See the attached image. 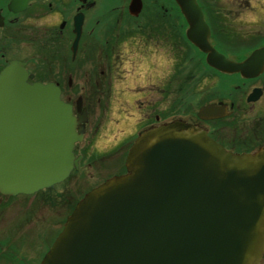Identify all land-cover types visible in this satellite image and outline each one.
Masks as SVG:
<instances>
[{
    "label": "water",
    "instance_id": "obj_1",
    "mask_svg": "<svg viewBox=\"0 0 264 264\" xmlns=\"http://www.w3.org/2000/svg\"><path fill=\"white\" fill-rule=\"evenodd\" d=\"M188 40L210 66L247 78L264 68V47L242 62L219 53L197 0H176ZM141 0H132L138 15ZM25 64L0 72V192L33 194L65 180L81 118L52 82L30 83ZM255 97L250 96L249 100ZM209 104L201 114L227 115ZM202 116V115H201ZM127 173L87 193L41 264H260L264 254V149L226 150L183 120L139 134Z\"/></svg>",
    "mask_w": 264,
    "mask_h": 264
},
{
    "label": "flooded vegetation",
    "instance_id": "obj_2",
    "mask_svg": "<svg viewBox=\"0 0 264 264\" xmlns=\"http://www.w3.org/2000/svg\"><path fill=\"white\" fill-rule=\"evenodd\" d=\"M205 1L208 3V0ZM214 1L226 2V5L231 7H234L236 3L235 0ZM243 1L247 2L246 6H248L251 0ZM130 2L131 0H129L125 11H123L124 8L118 9L116 5L118 4L117 0H0V70L9 61H25L29 72L35 75L34 80L43 81L41 74L44 73L48 75L49 80L47 81L56 82L61 89L62 97L74 106L76 114L81 115L82 122L79 127H84L87 133L90 112L83 96L73 95L78 98L72 100L70 98L71 96L66 94V91L70 93L74 88L72 82L75 81L76 78H79L81 80L83 79V81L87 80V82L84 81V90L96 87V90L103 88L102 91L104 92L105 87L108 86L107 91L110 93L109 85H111L112 82H105V85H101V75L97 76L99 68L96 65L102 63V61H100V54L103 53V51L105 52V56H107L105 59L109 60V71H111L110 76H112L113 73L115 74L114 66L117 61L128 60L122 49L127 47L126 40L132 37L135 38H132L130 41L140 42L145 47L144 53L146 52V55L147 51H149L148 46L150 40L153 41L155 35L157 37L159 34L164 36L162 37L164 41H161V37H159L156 44L173 42V45L179 48L180 45L184 47L185 44L182 40L186 36H184V38L181 36L180 24L182 20L180 11L174 1V9L171 10L172 7H166L164 5V0H152V9H157L152 10V17L150 19L147 15L143 14V12L148 11V0H142L143 10L138 17H132L130 15ZM199 4L204 10L205 18L211 28L212 44L219 52L226 54L235 61H241L253 50L264 46V35H261V29H256L253 33H256L254 40H257V46H254L246 56H230L227 49L234 46L230 45L233 42L235 44L240 43L239 38L231 35L233 33L231 28H225L222 30L223 32H219V42L218 37L214 35L217 28H213V22L218 20L216 17L217 15H214L217 11L213 12L212 7H210V16L208 19L203 3L199 1ZM246 6L243 5V7L247 9L248 7ZM253 7L252 11L256 13V0H254ZM262 9L258 10L261 12ZM224 10L228 14H232L235 11V9L232 8H224ZM173 14L176 18H174V26H171L168 19H171V15ZM234 14L235 13H233V15ZM223 16L228 17V15L224 14ZM236 16H233V18ZM125 17L131 18L132 20L141 17L144 18V22L141 20L138 24V29L134 31L133 29L131 30L121 25ZM262 19H264L262 16L259 19L255 17V24L252 22L249 23L256 27V23H260ZM153 21H157L159 25H156L157 27L150 25ZM142 24H144V26H142ZM175 30L178 31L177 34ZM133 32H135V34L136 32H140V35H131ZM184 34L186 35V29ZM228 36H230V38ZM242 39H246V37ZM187 42L191 52H196L197 54L195 53V56L181 59L179 53H175L171 60H176L175 64L179 61H193L195 65H193L192 68V75L196 81L194 85L202 81L200 79L201 77H203V79L214 77L220 82L216 85V88L220 87L222 91H226L222 96L220 95L219 98L199 107L195 114H192L193 111L184 113L183 115L186 117L183 116V119L202 129H206L211 138L222 144L226 149L236 153L250 152L244 150V148H246V146L247 148L251 146L253 141H241L244 145V147H241L240 143L233 141L237 139L236 137L224 133V122L231 121L233 128H238L241 131H244L246 124H256V147L252 148V150L257 152L260 149H264V68L262 72L251 78H247L241 73L225 74L209 66L206 61L207 55L198 50L189 41ZM219 43H221L226 50H223L225 48L220 47ZM28 61H32L34 64L31 65ZM86 61L99 62H97L96 65L93 64L90 70L86 72ZM179 66L180 65L176 66L178 67V71L175 72L174 70L173 77L170 78L168 82L170 84L166 85V76L164 77L162 75L158 79V84H153L151 89L144 90L146 85L139 86L138 89L142 88L144 91H147L146 96L157 95L161 105L165 103L171 104L170 99L172 98V100H175L174 96L177 93L176 83L180 77ZM202 67L212 73L201 74ZM195 69L196 74L194 73ZM125 76L126 75L121 76V80H123ZM111 79L112 78H110V80ZM62 81H67V84L62 85ZM208 84L210 85V82H208ZM194 85L191 86L195 87ZM228 86L231 89L229 91L230 95L227 94ZM112 92L111 88V94ZM108 93L105 95L108 96ZM253 93L256 99L249 102L248 96ZM210 103H223L228 105L230 114L225 117L212 119L200 117L198 114L199 110ZM84 110H86V113ZM159 114L154 117L155 121H160L159 116H162V114ZM172 114L164 116L163 122L171 121L176 118ZM169 117L173 118L166 120ZM177 118H182V116H177ZM154 122H149L143 127L152 125ZM238 147L241 148V150H239ZM84 154H86V152L77 154V156L80 157L78 171L81 168ZM69 178H71V175ZM55 187L56 186H53L40 192H44L46 196L51 197L52 193L55 191L58 194L60 193ZM58 196H62V194L57 195L55 198H58ZM65 202L67 204L65 206L68 207L67 200ZM40 204V201L31 204L30 212H24L23 221L18 224V228L16 227L20 236L27 235V240L19 238V240L16 241L9 240L7 242H0V264H41L42 258L48 250L43 255H40L42 252L41 250L46 245V238L40 237V231L46 232L49 227V222L46 223L47 213L45 212V208L42 209L39 206ZM26 210H28V208ZM0 215L4 214L1 213ZM33 229H36L38 232L39 237L37 239L33 238L34 234L37 233L35 232L36 230L32 231ZM50 230L51 229H49V231ZM261 264H264V256Z\"/></svg>",
    "mask_w": 264,
    "mask_h": 264
},
{
    "label": "rangeland",
    "instance_id": "obj_3",
    "mask_svg": "<svg viewBox=\"0 0 264 264\" xmlns=\"http://www.w3.org/2000/svg\"><path fill=\"white\" fill-rule=\"evenodd\" d=\"M117 1L118 4L116 5L118 9L124 8L123 11H125L129 0ZM151 1L152 0H148L147 7L149 9L152 6ZM199 1L203 3L208 19L210 16V7H212L213 12L217 11L214 15H217L216 17L218 20L213 22V28H217L214 35L218 37L219 42V32L225 28H231L234 33L231 35L239 38L240 43L235 44L233 42L230 45L234 46L227 49L230 56H246L254 46H257V40H254L256 33L253 32L256 29H261V35H264V19L260 21L261 27L260 23H256V27H254L253 24H255V17L256 19L261 18V16L264 18V9H262L264 8V0H256V13L252 11V8H254V0H251L252 2L249 1L248 6H246L247 2H244L243 0H235L236 3L234 7L227 6L226 2L208 0V3H206L205 0ZM173 4L172 0H164V5L166 7H172L174 9ZM243 5L248 8L246 9ZM224 8L235 9L233 12L235 14H228ZM258 9H262V11L260 12ZM143 13L144 15H147L146 11ZM223 14L228 15V17L223 16ZM233 16L236 17L233 18ZM174 18L176 17L173 16L171 19H168L171 26H174L175 24ZM141 20L144 22V18L141 17L135 20L125 17L121 25L135 31V29H138V24ZM249 22H252L253 24H250ZM150 25L157 27L156 25H159V23L153 21ZM142 26H144V24H142ZM180 27L181 34H183V22ZM175 32L176 34L178 33L177 30H175ZM131 35L139 36L140 32H136V34L133 32ZM159 37H161V41H164L162 38L164 36L162 34H159L158 37L155 35L153 41L150 40L147 55L146 52L144 53L145 47L140 42L130 41L135 37L126 40L127 47L122 50L128 60L117 61L114 66L115 74L113 73V75L111 73L112 76H110L111 71H109V60L105 59L107 56H105L104 51L100 54V61H102V63L96 65L99 61H86V72H88L91 66L95 64L99 68L97 76L101 75L100 78H102V80L100 79L102 82L101 85H105V82H112V87L109 85L110 93L107 91L108 86L105 87L104 92L102 91L103 88L96 90V87L84 90L83 86L85 80L83 81V79L76 78L75 81L72 82L74 85L73 90L70 93L66 91V94L68 96L70 95L72 100L77 99L78 97L76 96L78 95L83 96L90 112L85 139L79 144L76 151L79 153L86 152L83 161L81 162V168L79 171L74 172L71 175V178L67 181L55 187L60 193L58 194L55 191L52 193L51 197L46 196L44 192L31 196L18 195L12 197H0V214H4L0 215V242H7L9 240L16 241L19 240V238L22 240L28 239L27 235L20 236L16 229L18 228V224L23 221L24 212H30V205L40 201L41 204L39 206L42 209L45 208V212L47 213L46 223L49 222L48 230L46 232L40 231V237L46 238V245L41 250L42 252L40 251V255H43L50 248L51 243H53L59 230L62 229L65 218L73 204L87 193V191L103 183L106 179L125 172L124 164L128 150L135 140L137 132L142 128L141 126L147 125L149 122H154V117L159 113L162 114V116L159 114L160 122L163 121L164 116L172 113L176 118L177 116H182L183 118V116H185L183 114L190 111H193L192 114H195L199 107L219 98L220 95H223L226 90L222 91L220 87L216 88V85L220 82L214 77L210 79H203V77H201L200 79L202 81H199L200 83L198 82L197 85H194L196 81L192 75V68L193 65H195L193 64V61H179L175 64L176 60H171L175 53H179L181 59L195 56L196 52H191L189 49L190 46L185 38L182 40L185 43L184 47L180 45L179 48L173 45V42L156 44ZM228 37L230 38V36ZM244 37H246V39H242ZM219 45L220 47L225 48L221 43H219ZM223 50H226V48ZM28 62L31 65L34 64L32 61ZM177 65H180V77L176 83L177 93L174 96L175 100H172L171 98V104L165 103L164 105H161L157 95L146 96L147 91L144 90L151 89L153 84L157 85L160 76H166V85L170 84L168 82L170 81V78L173 77L174 70L175 72L178 71V67H176ZM194 73L196 74V69L194 70ZM202 73L210 74L212 72L202 67L201 74ZM41 75L44 82L49 80L48 75L44 73ZM124 75H126L125 78L121 80V76ZM110 78L112 79L110 80ZM85 82H87V80ZM208 82H210V85ZM61 84L66 85L67 81H62ZM143 85H146L144 90L142 88L138 89L139 86ZM191 85H194L195 87ZM111 88L113 91L112 94ZM230 90L231 89L228 86V95H230ZM107 93L108 96L105 95ZM171 118L173 117H169L166 120H170ZM223 127L224 133L236 137L237 139L233 141L240 143L241 147H244L241 141H253L251 146L248 148L246 146L244 150L252 152V148L256 147V124H246L244 131H241L238 128L234 129L231 121H225ZM227 137L230 138L229 136ZM239 150H241V148H239ZM60 194H62V196L55 198ZM66 200L68 207L65 206L67 205L65 202ZM27 208L28 210H26ZM49 229L51 230L49 231ZM35 230L36 229H33L32 231ZM35 232H37V230ZM38 237L37 232L34 234L33 238L37 239Z\"/></svg>",
    "mask_w": 264,
    "mask_h": 264
},
{
    "label": "trees",
    "instance_id": "obj_4",
    "mask_svg": "<svg viewBox=\"0 0 264 264\" xmlns=\"http://www.w3.org/2000/svg\"><path fill=\"white\" fill-rule=\"evenodd\" d=\"M43 62V61H42Z\"/></svg>",
    "mask_w": 264,
    "mask_h": 264
}]
</instances>
